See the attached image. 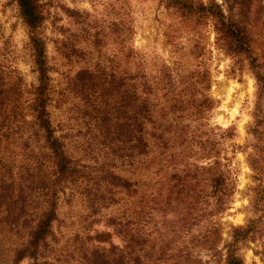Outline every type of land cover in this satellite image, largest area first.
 <instances>
[{
	"label": "trees",
	"instance_id": "1",
	"mask_svg": "<svg viewBox=\"0 0 264 264\" xmlns=\"http://www.w3.org/2000/svg\"><path fill=\"white\" fill-rule=\"evenodd\" d=\"M10 1L34 77L18 93L0 74V143L17 144L0 165L4 264H242L239 247L252 243L264 260V0H155L191 39L172 64L151 68L128 23L70 10L75 33L54 42L49 59L40 1ZM207 24L216 49L243 63L255 86L253 217L219 249L235 147L231 129L209 123L216 103L196 42Z\"/></svg>",
	"mask_w": 264,
	"mask_h": 264
},
{
	"label": "rangeland",
	"instance_id": "2",
	"mask_svg": "<svg viewBox=\"0 0 264 264\" xmlns=\"http://www.w3.org/2000/svg\"><path fill=\"white\" fill-rule=\"evenodd\" d=\"M43 6L45 22L42 35L47 41V56L57 57V40L71 37L78 23L69 19L66 10L86 15L89 20L96 19L106 25L122 20L130 25L131 46L151 68L155 63L172 64L175 49L191 39L181 36L176 21L169 11L164 10L155 0H39ZM203 2L207 0H201ZM222 0H215L218 4ZM196 42L204 48V67L209 73V95L216 105L209 113V123L220 129H231L229 145H234L232 154L227 147V156L231 157V168L235 173V191L226 213L217 223L221 241L218 249L229 241L231 229L241 227L253 217L250 211L251 171L246 162L250 149V136L247 129L252 123V103L254 99V80L245 65L216 49L213 33L209 24L200 28ZM25 30L17 17L16 9L10 0H0V74L5 87L16 89L18 93L33 83L30 55L25 45ZM9 140L0 143V165L6 166L15 158L17 144ZM227 143V146H229ZM230 151V153L228 152ZM9 159L7 160V158ZM12 158V159H11ZM264 185V177L262 181ZM65 233L57 235L64 241ZM114 243L117 241L114 240ZM6 248H4L5 250ZM259 250L256 243L239 247L242 264H264L254 253ZM0 253V264L5 263ZM205 253L197 256L205 260ZM19 264H28L22 261Z\"/></svg>",
	"mask_w": 264,
	"mask_h": 264
}]
</instances>
